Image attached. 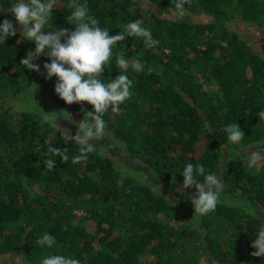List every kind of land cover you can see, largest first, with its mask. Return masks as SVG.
I'll use <instances>...</instances> for the list:
<instances>
[{
  "label": "trees",
  "instance_id": "trees-1",
  "mask_svg": "<svg viewBox=\"0 0 264 264\" xmlns=\"http://www.w3.org/2000/svg\"><path fill=\"white\" fill-rule=\"evenodd\" d=\"M15 2L0 0V22L12 19L18 28L0 43V256H20L25 264H42L55 254L80 264H264V257L251 255L264 222V161L249 167L240 156L222 159L224 151L241 147L264 155V123L258 117L264 111V49L257 50L254 37L240 26H254L264 38V0H189L185 14L204 21L155 12L168 10L175 0H75L86 3L110 35L141 20L159 41L149 49L142 38L126 37L113 47L101 77L107 83L125 74L133 82L131 98L103 117L112 143L104 138L98 144L123 149L122 160L129 158L139 176L98 149L79 164L54 157L56 167L45 169L49 146L68 148L70 155L78 153L77 146L65 144L57 129L43 122L42 112L2 103L35 89L39 97L46 92L54 100L47 103L52 112L82 120L81 107L93 109L86 102L67 105L55 94L56 77L43 75L48 57L36 61L40 72L19 64L35 45L23 40L9 15ZM73 10V0H57L44 31L73 30L67 23ZM119 55L130 64L140 60L144 70L125 72L116 63ZM204 82L217 87L208 90ZM57 115L69 123L65 113ZM235 122L245 133L237 144L224 131ZM188 163L202 164L206 174L222 179L221 202L210 214H195L188 197L196 190L182 188ZM90 220L95 233L86 227ZM44 233L55 237L52 248L36 243ZM146 255L154 260L146 261Z\"/></svg>",
  "mask_w": 264,
  "mask_h": 264
},
{
  "label": "clouds",
  "instance_id": "clouds-1",
  "mask_svg": "<svg viewBox=\"0 0 264 264\" xmlns=\"http://www.w3.org/2000/svg\"><path fill=\"white\" fill-rule=\"evenodd\" d=\"M188 2L189 0H175L172 7L162 14L175 13L183 16L184 6ZM56 5L57 0H18L8 10L9 15L14 17L19 26L23 40L35 45L34 51H28L19 64L30 72H40V65L36 61L41 56L48 57L50 62L43 64V75L47 80L56 77L55 94L67 105H83L86 102L93 109L86 111L81 107L84 116L76 124L75 135H72L70 129L61 128L58 124L61 118L57 113H65L71 122L69 113L63 110L45 113L40 108L44 114L43 122L50 123L56 128L65 144L72 143L78 148L77 154L70 155L68 148L61 150L49 146L46 152L48 158L43 159L45 169L48 171L56 167L54 157H59L61 163L69 160L73 164L87 161L89 154L97 150V142L105 136L107 127L103 118L105 113L109 109L113 113L119 111L120 105L133 95V82L127 75L119 74L107 83L101 79L105 65L112 58L113 47L126 37L142 38L145 48L149 49L159 44V41L153 38L151 30L143 26L141 20L129 22L123 26V31L110 35L109 30L100 27L99 21L90 14L87 4L76 3L75 0L74 10L67 17V23L74 26L73 30L65 27L45 32L44 28ZM17 31L18 28L14 27L12 19H4L0 22V43H5L9 37L16 36ZM220 43L223 47H228L226 41ZM116 63L125 72L129 67L136 73L142 72L145 68V64L140 60L132 61L130 64L123 55L117 56ZM148 71L150 73L153 69L149 67ZM258 117L261 123H264V111L259 112ZM224 131L233 144L241 142L245 137V133L236 122L227 125ZM246 159L249 167H257L264 161V155L260 151H253ZM37 165L41 167L39 163ZM182 176V188L196 190L188 197L194 207V213L204 216L214 212L221 202L220 195L224 187L222 179L214 173L206 174L202 164L194 166L192 163L185 166ZM197 177H203V182ZM159 188L161 190L160 186ZM166 199L171 203V194ZM36 243L52 248L56 244V239L53 235L44 233ZM251 247L255 249L251 253L253 257H264V222L256 233ZM42 264H80V261L71 256L55 254L44 258Z\"/></svg>",
  "mask_w": 264,
  "mask_h": 264
},
{
  "label": "rangeland",
  "instance_id": "rangeland-1",
  "mask_svg": "<svg viewBox=\"0 0 264 264\" xmlns=\"http://www.w3.org/2000/svg\"><path fill=\"white\" fill-rule=\"evenodd\" d=\"M167 10H159V11H155L158 15L161 16H165V17H170V18H174V19H180V20H189V21H204L206 20L205 17H197L195 15H190V14H184L183 16H178L175 13H167V14H162L164 12H166ZM241 29L247 33L249 32L250 34H246L248 36H251V38L254 37V47L257 50H261L264 49V38L261 36V34H259L258 31H256V27L254 26H248L246 24H241ZM239 26V29H240ZM129 52L135 54L136 51L134 49H130ZM137 54V53H136ZM135 61V60H132ZM131 61V62H132ZM206 89L208 90H214L217 87L216 83H206L204 82ZM43 91L45 90L44 87L41 88ZM35 89H30L28 90V93L25 94H21L19 96L16 97H10L7 99V102L2 103L3 106L7 107V108H11V109H21V108H28L30 107L31 109L35 110V111H39L42 112L41 109L45 112V113H51L52 109L49 108V105H47V103H54L53 99L51 98V96L44 92L43 94H41L42 96L39 97L37 95V93H35L34 91ZM1 103V102H0ZM41 108V109H40ZM43 113V112H42ZM80 118L79 116H76L75 114H71V122L68 121L69 126L67 125L65 122H63L62 120L58 121V124L61 128H68L71 130V134L75 135L76 131H77V127L76 124H78L80 122ZM104 138H109V140L111 139V137L108 136V133L105 132V136ZM103 140L101 141H104ZM111 142V140H110ZM112 143V142H111ZM111 143L107 144L106 146H100L97 142V149L98 151L102 152L105 155H109L115 162L116 166L118 168H120L121 170H124L126 173L129 174H136V176H139V172L135 169L132 170L131 163H130V159L126 158V161H123V157L125 156V153L123 151V149H119L116 148V146H113ZM199 148H201L202 150H204L205 145L204 143H201ZM255 151L254 147H241V148H236L233 149L231 151H224L223 157L222 159H226L227 156L228 157H237L240 156L244 159H246V156L250 153ZM247 160V159H246ZM248 161V160H247ZM261 163V162H260ZM260 165V164H259ZM133 167H136L135 165ZM140 168V167H138ZM142 176V174H141ZM148 176V175H147ZM144 179H146L147 177H143ZM143 180V179H142ZM78 214L82 215L84 212L81 210L77 211ZM87 229L91 232V233H95L96 232V224L93 221H88L86 224ZM144 259L146 261H152L154 260V257L150 256V255H146L144 256ZM205 259L202 260V262L204 263ZM0 264H25V262L23 261V259L20 256H13V255H7V256H0Z\"/></svg>",
  "mask_w": 264,
  "mask_h": 264
}]
</instances>
